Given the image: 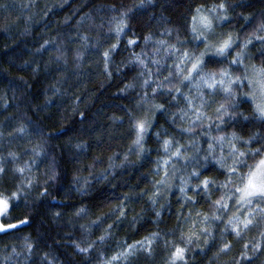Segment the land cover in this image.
Wrapping results in <instances>:
<instances>
[{"label": "trees", "instance_id": "16d2710c", "mask_svg": "<svg viewBox=\"0 0 264 264\" xmlns=\"http://www.w3.org/2000/svg\"><path fill=\"white\" fill-rule=\"evenodd\" d=\"M221 3L229 19L220 31L233 34V49L227 57L205 55L199 74L184 80L191 63L183 54L194 57L205 50L204 42L191 30L192 18L197 9L210 11ZM139 5L140 0H0V129L14 130L15 122L8 118L27 105L32 120L40 121L54 138L44 144L34 131L35 125L28 127L27 135L0 138V161L9 169V177L0 179V193L6 197L17 193L8 216L0 223L19 226L7 236L0 233V264H144L145 249L154 251L155 264H163L169 251L172 258L175 249L182 247L177 242L173 249L171 242L178 241L185 226H195L208 215L209 201L202 194L203 188L197 191L192 185H202L209 177L228 183L229 177L246 173L248 169L242 164L237 165V173L227 170L232 166L233 155L229 153L233 146L246 152L239 159L249 164L251 152H264V120L255 114L247 97L238 96L236 107L230 109L231 117L221 123L210 107L224 96L221 86L209 89L199 80V75L223 69L232 72L234 78L238 75L235 69H243V65L231 63L240 51L246 52L249 64L261 66L264 42L252 36L255 23H245L244 16L264 9V0H144L143 6ZM120 20L127 26L117 36ZM249 37L253 42L243 49ZM109 49L105 62L103 53ZM77 50L83 53L79 67L77 61L69 59ZM57 57L62 59L53 62ZM56 88H60V95L46 105L43 115L31 111L37 104L44 105ZM138 100L143 101L141 111L152 120L142 141L146 151L136 164L122 165L123 154L137 135L136 129H129L125 113ZM157 104L162 107L157 109ZM77 105L80 111L72 115ZM113 115L124 117L125 123L113 124L109 119ZM82 127L87 130L88 146L86 151L77 152L69 144L73 133L67 130ZM189 128L196 131L186 130ZM65 132L67 135H61ZM220 136L225 137L223 143L216 139ZM249 137L255 138L245 143ZM165 140L171 141L167 152ZM177 149L179 157L174 154ZM33 150L41 153L35 164ZM10 152L16 153L17 163H13ZM52 153L59 160L61 175L50 187L51 182L43 183V179L55 163ZM222 156L226 158L223 169L216 163ZM25 164L28 167L23 174L11 172L12 168H25ZM173 164L179 171L171 179L172 189L165 188L167 199L160 198L157 207L162 215L157 218L149 199L159 188L153 187V174L169 180ZM102 168L108 169L104 173L107 180L97 178ZM193 171L200 176L192 177ZM185 176L188 187L181 193ZM33 178H39L41 184L33 193L39 196L38 211L29 216L16 204L23 206L32 199L33 194L24 196L23 188L31 187ZM78 190L82 194H77ZM236 195L233 188L228 192L232 199L226 198V203L237 202ZM216 215L221 219L211 221L213 239L203 247V254L197 250L194 256L184 255L183 260L220 264L215 254L226 242L239 264H264V214L249 216L252 223L248 227L234 223L239 236L228 224L234 214L222 208ZM21 220L31 226L26 228ZM12 246L16 255L5 259L3 253ZM77 246L88 251L80 252ZM133 249L141 251L123 255ZM225 259L233 264L230 257Z\"/></svg>", "mask_w": 264, "mask_h": 264}, {"label": "clouds", "instance_id": "9594fccd", "mask_svg": "<svg viewBox=\"0 0 264 264\" xmlns=\"http://www.w3.org/2000/svg\"><path fill=\"white\" fill-rule=\"evenodd\" d=\"M151 2H152V0H148V3H151ZM143 4H144V0H140L139 6H143ZM217 19L219 21L223 22V21L228 20L229 17L227 14L225 15L224 13H222L217 17ZM244 22L245 23H255L254 31L260 30V34L264 35V29H261V24L264 23V9H261L256 13H252L251 15L244 16ZM216 38L220 39V38H222V36H217ZM260 55H261L262 62H264V52H261ZM225 57H227V56H225ZM61 59H62V57H57L56 61H53V62H57ZM69 59H74L75 61H77L76 67H79L80 65L78 62L83 60V53L77 50L74 53V56L69 57ZM250 65L251 64H245V66L249 67V69H250ZM244 71H245L244 67H243V69H241L240 67H237L235 69V72L238 73V75H236V76L241 77V79L243 81L242 83H238L237 85H235L236 86L235 87L236 95L233 96V98H232L233 103H235V105H236V100H237L238 96L247 97V94L251 90L248 87L247 80L243 79ZM177 89H175V90H177ZM60 92H61L60 88H56L54 91V94L52 96L47 97L44 105L37 104L31 108V111L35 112L37 116L43 115L47 111L46 105H50L52 103V100L55 99V96L60 95ZM65 94H67V93H65ZM142 104H143L142 100L136 101L133 109L131 111L125 113V117H126V121H127L128 126H129V129L133 130V131L135 129L134 126H135L137 121L147 120V127H146V131L144 133L146 135L152 126V120H151L150 116H146L143 113V111H141V105ZM221 104H225V96L221 97L218 100H215L213 105H211L210 107L212 110L211 114L215 115L217 117V119H219L222 123L224 121L225 117H228V116H224L223 113H220L219 115L217 114L216 109ZM157 105H159V104H157ZM159 106H161V105H159ZM160 108H157V109H160ZM28 111H29L28 106L23 105L21 112L14 115L13 117H9L8 118L9 120L15 122V128L12 131H6V130L0 129V138H5V139H7L8 137L15 138L17 134L27 135L28 127L35 125L34 131H35L36 135L40 138V140L44 144H49L54 138L48 134L46 127L43 126L40 123V121H33L32 120V117H31V115L28 114ZM79 111H80V107L78 105L74 106L71 114L74 115V114L78 113ZM221 116H223V120L220 119ZM109 119L112 121L113 124L123 125L125 123L124 117L113 115ZM80 123H81V125L84 124L83 121H81ZM21 129H22V131H21ZM67 131L73 133V135L69 138L70 146L73 149H75L77 152L86 151L87 146H88L87 130L82 127L81 129L72 128V129H68ZM189 131L195 132L196 128H189ZM61 135H67V132L61 133ZM135 140L132 142V146H130L128 148V150L123 154L122 165L123 164H130V165L136 164L139 161L141 154L145 153L146 149H145L144 144L142 143V145L140 147H138L135 143ZM141 148H142V150H141ZM23 151H26V150H23ZM23 151L21 154H23ZM10 154H14V156L10 155V157L12 158L14 164L17 163L16 153L10 152ZM40 154H41L40 152L34 151V156L32 158V162L34 164L36 163V157H39ZM262 154H264V152L256 153L255 155H253V152H251L250 156L252 158V163L249 164L248 161L241 160L244 162H241L239 164H242L244 167H246L248 169L249 166L255 165L257 158H260ZM229 155H232V153H229ZM133 157H135V158H133ZM180 158L184 159V160L188 159L187 156H181ZM221 158L222 157H220L219 159H221ZM108 159H111V157H108ZM205 159H207V157H205ZM51 160L55 162L53 164V168L51 170L46 171L45 178L43 179V183H48L49 181L51 182V184H49L50 187L58 182V177L61 175V172H60L59 167H58L59 160H58L55 153H52ZM232 163H233V161H232ZM0 167H3L5 169V171L2 174H0V179H7L9 177V169L5 166V164L2 161H0ZM24 167H25V169H27V167H28L27 164H25ZM220 168L223 169L225 167H220ZM107 170H108L107 168H102V170L99 172V175L97 178L100 180H107L108 176L104 174L105 172H107ZM177 171H179V169L177 168V166L175 164H173L172 169H170L171 175H170L169 180H165V179L159 177L158 173L153 174L154 175L153 187L156 188L157 185H159V188L157 189V191L154 192L153 196L150 197L149 199H150L151 206L155 209V216L157 218H160L162 215L161 211L157 207L158 204H160V198H163L164 200L167 199L168 192L165 191V188L169 191L172 189L171 179L176 177ZM11 172L15 173L16 172L15 168H12ZM194 173H197V174L194 175ZM150 174H152V173L150 172ZM243 174H244V172L242 171L240 175L233 176L231 183H224L223 181H219L213 177H209L208 178L209 187L207 189H205L199 182L192 185V187L197 191H199L201 188H203L202 194L205 195L206 199L209 201V203L207 205L208 215H203V219L200 220L198 222V224L195 226L186 225L184 231L179 234L178 241L173 240L171 242V248L174 249L176 247L177 242H179L182 245V247L186 250L185 251L186 256H194L197 250H200V252L203 254V247L207 246L209 244V242L213 239V229H212L211 221L220 220L221 216L216 215V213L219 212L220 209L224 208L222 206H219V208H218L215 201L219 200V201H222L223 203H226V198L229 199L228 198V192L231 191L233 188L236 187L237 184L240 183L239 178L242 177ZM190 175L192 177H199L200 172L193 171V172H191ZM187 181H188L187 176L182 178V183L184 184V187H181V188H183L184 191L182 192L181 188H180L181 193H184L186 191V188L188 187ZM37 184H41V180L39 178H33L32 186L23 188L24 196H28L30 194L38 192ZM225 184L227 186L223 187V185H225ZM215 188H221V189H224L225 191L215 192L214 191ZM77 194H82V191L78 190ZM129 195H131V194H129ZM233 195H234V193H233ZM128 198H129L128 196L125 197V199H128ZM187 199L192 200L193 203L195 202L193 199V196H188ZM231 199H232V197H231ZM38 203H39V196L33 194L31 200L26 202L23 206H21L20 204H16V208L19 209L22 213H24L26 215L33 216L38 211V207H37ZM260 205H264V202L257 199L256 206L258 207ZM160 206L162 207V204ZM261 214H264V208L261 209ZM137 215H139V213H137ZM197 215H202V213H198ZM205 217H207V219H205ZM216 217H219V219H217ZM189 219H191V217H189ZM231 220H233V219L228 220L229 225H231V223H230ZM135 222H136V217L134 216L132 218V221H131L133 227L135 226ZM158 223H159V219H158ZM30 226L31 225H28V224L25 225L26 228L30 227ZM7 235L8 234H5V236H7ZM225 245H228V244L226 242H223L221 244V246H219V248L215 254L216 257H218L220 259V264H229V261L227 259H225V257H230L233 261V264H239V262L235 261L234 257H232L231 246L229 245L230 247L228 248L227 251H225ZM140 251L141 250L133 249V251L131 253H124L123 255L125 257H127L129 255H137V253ZM3 255H4L5 259H8L11 256L16 255V247L12 246L11 251L5 252V253H3ZM143 255H144V264H155V258H154L155 253H154V251H149V250L145 249V250H143ZM170 257H171V252L169 251V258L164 259L163 264H176V261L172 260ZM184 264H194V262L192 260H184Z\"/></svg>", "mask_w": 264, "mask_h": 264}, {"label": "snow or ice", "instance_id": "6c2138e0", "mask_svg": "<svg viewBox=\"0 0 264 264\" xmlns=\"http://www.w3.org/2000/svg\"><path fill=\"white\" fill-rule=\"evenodd\" d=\"M225 9V5L223 3L216 5L211 10L212 12H217L218 10ZM226 15V12L224 13ZM127 26L126 22L124 20H120L119 23L116 26V33L117 36L120 35V33L123 31V29ZM261 29H264V23L261 24ZM192 32L196 33L199 37L200 35H203L204 32H211L212 31V19L208 15H204L200 13V10L197 9V15L192 18ZM252 36L255 37V39L260 40L261 42H264V35L260 34V30L254 31ZM234 36L233 34L229 33L225 37H222L218 40L216 43H209L205 42V50L200 53L199 56L190 57L188 53H184V59H187L191 63L190 69H187L188 74L184 75V80H190L192 78V73H197L201 71V66L205 63L204 57L205 55H212L216 57H225L228 56L231 53V50L233 49L234 45ZM253 42L252 37L247 38L244 41L243 49H247L248 45H250ZM129 43H135V41H129ZM116 45L113 44L112 48H115ZM211 50V51H210ZM110 51H105L103 53L104 60L107 62L110 56ZM138 62L143 64L142 60H139ZM233 65H243V51L237 52L236 57L231 61ZM245 68V71L243 73V79L247 80L248 87L251 89L250 92L247 94V97L253 102L254 105V111L255 114L261 119L264 120V62H262L261 66L257 67L255 64L250 65L249 67L243 65ZM107 70V69H105ZM199 80L203 83L204 86H206L209 89H215L217 85L221 86V90L224 93L225 96V104H221L217 107L216 112L219 115L220 113H223L224 116L231 117L232 113L229 109H234L236 107L235 103H233V96L236 95V90L233 87L234 85H237L238 83H242L241 77L235 76L233 78V73L230 72L228 69H223L219 73L216 72H209L204 75H199ZM147 83V81H145ZM197 88L200 87L199 84L196 85ZM170 91L172 89H169ZM176 91H179L177 89ZM188 99L189 103H191V99L189 97H185ZM259 98V102L258 101ZM156 108H160L161 106L156 105ZM242 115V114H241ZM197 119H200L199 116H197ZM221 120H223V116L220 117ZM244 119H247V117H244ZM195 123V122H193ZM135 129L137 131L136 140L135 143L138 147L142 145V141L144 140V133L146 131L147 127V120H139L135 124ZM189 131V129H186ZM22 131V129H21ZM255 137H249V140L244 141L245 143H248L250 140L254 139ZM218 142L223 143L225 141V137L220 136L216 138ZM233 139H237L236 134L233 133ZM231 143V141H229ZM171 141L165 140L163 143L164 151H169ZM209 148H212V145L209 144ZM142 150V148H141ZM35 151V150H34ZM260 149H256L253 152V155L256 153H260ZM177 157L181 155L179 149L175 150L174 153ZM13 155L14 154H10ZM232 155H233V163L230 168L227 170L230 173H237L238 167L237 165L241 162L239 158L244 157L246 155L245 151H238L235 146H233L232 149ZM225 161L226 158L222 156L221 159L216 160V163L220 167H225ZM168 161H165V164H167ZM5 171L3 167H0V174H2ZM15 171L18 173L23 174L25 171V168L23 167H17L15 168ZM197 173H194L196 175ZM167 175V173H165ZM240 183L236 185L235 192L239 193L238 196V202L243 205H251L254 200H261L264 202V154L261 155V157L257 160L254 166H249L246 173L243 174L242 177L239 178ZM232 182V177L228 178V183ZM202 186L207 189L209 187V181L208 179H204L202 181ZM227 185H223V187H226ZM181 191L183 192L184 189L181 188ZM17 196V193H13L12 196L6 197L2 193H0V217H7L9 214L10 209V201L14 199ZM229 199H231V196H228ZM215 203L219 206H222L224 208H227V203H223L222 201H215ZM83 211V209H81ZM123 212H121V215ZM219 219V217H216ZM207 219V217H205ZM235 220H239L238 217H234L233 220L230 221V223L233 225V231L236 232V234L239 236L240 233L237 231L236 225L234 224ZM21 224H27L28 221L21 220ZM244 225V227H248L252 223L250 219L240 221ZM18 225L11 222H5L0 223V233L7 234L10 230L18 229ZM27 239V238H25ZM103 240L104 237H101ZM78 250L80 252H87L88 248H80L79 246ZM134 247V246H133ZM230 246L225 245V251L228 250ZM245 247H247L245 245ZM27 250L31 251V245H27ZM185 249L182 247H177L175 249L174 253V261L176 260H183L185 255ZM113 260H116L117 257H113Z\"/></svg>", "mask_w": 264, "mask_h": 264}, {"label": "rangeland", "instance_id": "374dc122", "mask_svg": "<svg viewBox=\"0 0 264 264\" xmlns=\"http://www.w3.org/2000/svg\"><path fill=\"white\" fill-rule=\"evenodd\" d=\"M200 13L204 14V15H208L212 19V31L211 32H204V34L200 35L199 37L197 36L196 33H194L196 38L200 41H203L204 44H205L206 40L209 43H216L219 40L216 38L217 36L225 37L227 34L231 33V32L223 33L220 31V26H222L226 21L221 22L217 19V17L220 14L225 13L223 11V9L218 10L217 12H212L211 10L210 11H200ZM245 57H246V52L243 51V65L249 64V62L246 60ZM191 75H193V73ZM247 99L253 104V102L248 97H247ZM257 102H259V98H258ZM236 196L238 198L239 193H237ZM256 201L257 200H254L251 205H243V204L239 203L238 201L232 202L231 200L227 203V205H228L227 210L230 211L231 214H234L235 217L239 218V220L234 221V223L238 227H239V225H240V227H242L243 224L240 223V221L248 220L249 216L254 215V214H255L254 216L261 215V209L264 208V205H260L257 207ZM244 210H245V213H244ZM1 218L2 217H0V220H1ZM171 259L174 260V255L172 256ZM176 264H184V260H176Z\"/></svg>", "mask_w": 264, "mask_h": 264}]
</instances>
